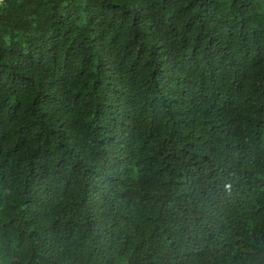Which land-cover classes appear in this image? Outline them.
<instances>
[{
	"label": "trees",
	"instance_id": "obj_1",
	"mask_svg": "<svg viewBox=\"0 0 264 264\" xmlns=\"http://www.w3.org/2000/svg\"><path fill=\"white\" fill-rule=\"evenodd\" d=\"M0 264H264V0H2Z\"/></svg>",
	"mask_w": 264,
	"mask_h": 264
},
{
	"label": "snow or ice",
	"instance_id": "obj_2",
	"mask_svg": "<svg viewBox=\"0 0 264 264\" xmlns=\"http://www.w3.org/2000/svg\"><path fill=\"white\" fill-rule=\"evenodd\" d=\"M0 2H2V0H0Z\"/></svg>",
	"mask_w": 264,
	"mask_h": 264
}]
</instances>
